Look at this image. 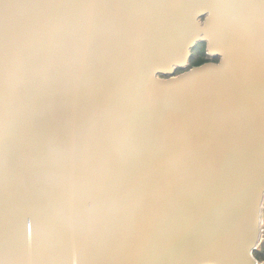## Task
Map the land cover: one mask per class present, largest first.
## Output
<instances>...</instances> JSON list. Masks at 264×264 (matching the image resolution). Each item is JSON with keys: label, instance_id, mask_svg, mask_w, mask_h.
<instances>
[{"label": "water", "instance_id": "obj_1", "mask_svg": "<svg viewBox=\"0 0 264 264\" xmlns=\"http://www.w3.org/2000/svg\"><path fill=\"white\" fill-rule=\"evenodd\" d=\"M263 205L264 0H0V264H257Z\"/></svg>", "mask_w": 264, "mask_h": 264}, {"label": "trees", "instance_id": "obj_2", "mask_svg": "<svg viewBox=\"0 0 264 264\" xmlns=\"http://www.w3.org/2000/svg\"><path fill=\"white\" fill-rule=\"evenodd\" d=\"M197 48H198V51H197L196 55H194L195 57L192 59V61L190 63V68L201 66V65H203L205 63L202 60H200L199 58L197 59V56L198 55H200L201 57H203V55L205 56V54H206V45L205 44H199L197 46ZM197 48L195 50H197ZM179 73H182V71H180ZM255 258L259 262L264 263V246L261 247L260 250L255 252Z\"/></svg>", "mask_w": 264, "mask_h": 264}, {"label": "flooded vegetation", "instance_id": "obj_3", "mask_svg": "<svg viewBox=\"0 0 264 264\" xmlns=\"http://www.w3.org/2000/svg\"><path fill=\"white\" fill-rule=\"evenodd\" d=\"M197 51H198V48H197V50H194L193 51V58L195 57L194 55H196ZM198 58L200 60H202L203 62H205L204 64L210 63V62H213V63H218L219 62V59H212V58L208 57L207 52H206L205 56L203 55V57H201L200 55H198L197 56V59Z\"/></svg>", "mask_w": 264, "mask_h": 264}, {"label": "rangeland", "instance_id": "obj_4", "mask_svg": "<svg viewBox=\"0 0 264 264\" xmlns=\"http://www.w3.org/2000/svg\"><path fill=\"white\" fill-rule=\"evenodd\" d=\"M262 225H261V237H260V246L258 248V250L261 249V247L264 246V205H263V208H262ZM262 263V262H260Z\"/></svg>", "mask_w": 264, "mask_h": 264}, {"label": "built area", "instance_id": "obj_5", "mask_svg": "<svg viewBox=\"0 0 264 264\" xmlns=\"http://www.w3.org/2000/svg\"><path fill=\"white\" fill-rule=\"evenodd\" d=\"M257 264H264V263H260V262L257 260Z\"/></svg>", "mask_w": 264, "mask_h": 264}, {"label": "bare ground", "instance_id": "obj_6", "mask_svg": "<svg viewBox=\"0 0 264 264\" xmlns=\"http://www.w3.org/2000/svg\"><path fill=\"white\" fill-rule=\"evenodd\" d=\"M263 222V221H262Z\"/></svg>", "mask_w": 264, "mask_h": 264}]
</instances>
